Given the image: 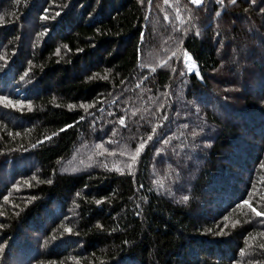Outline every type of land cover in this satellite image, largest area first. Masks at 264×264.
<instances>
[{"label":"trees","instance_id":"obj_1","mask_svg":"<svg viewBox=\"0 0 264 264\" xmlns=\"http://www.w3.org/2000/svg\"><path fill=\"white\" fill-rule=\"evenodd\" d=\"M248 204L264 0H0V264H264Z\"/></svg>","mask_w":264,"mask_h":264},{"label":"snow or ice","instance_id":"obj_2","mask_svg":"<svg viewBox=\"0 0 264 264\" xmlns=\"http://www.w3.org/2000/svg\"><path fill=\"white\" fill-rule=\"evenodd\" d=\"M142 2H143V0H142ZM148 2L151 3V0H148ZM167 2H168V0H165V3H167ZM218 2L221 3V4H223L224 0H218ZM230 2H231L232 4H235V3L237 2V0H230ZM253 2H254V0H253ZM190 3L199 6V5L202 3V0H190ZM56 15H59V13H56ZM44 18L47 19L48 17H44ZM57 54H59V49H57ZM173 55H175V53H173ZM187 62L189 63V72H190V71H191V57H188V58H187ZM184 74H185L184 72H181V73H180V75H184ZM197 75H199V73H197ZM25 76H27V73H25ZM105 78H107V77H105ZM7 103H8V104H11L12 102L9 100V101H7ZM29 107H30V106H29ZM119 123H120L121 125H124V123H125L124 119H120ZM71 126H72V125H69V126H67V127H71ZM66 130H67L66 128L61 129V131H66ZM148 139L151 140L152 137L149 136ZM143 146H144V145L141 144V145H140V148L142 149ZM138 154H139V151H137V155H138ZM135 158H136V157L133 156V157H132V160L135 161ZM129 167H131V165H129ZM187 199H188L187 196H184V197H183V200H184V201H187ZM100 202H101V201H98V203H100ZM245 203L247 204L248 202H245ZM248 207L251 208L252 212H254V214H255L256 216H258V217H260V216H264V212L257 211L256 208H254V207L251 206V204H248ZM67 231L70 232L71 229H67Z\"/></svg>","mask_w":264,"mask_h":264},{"label":"rangeland","instance_id":"obj_3","mask_svg":"<svg viewBox=\"0 0 264 264\" xmlns=\"http://www.w3.org/2000/svg\"><path fill=\"white\" fill-rule=\"evenodd\" d=\"M188 57L189 56L187 55V56H185V59H184L188 73H197V68H196L195 64L192 62V60H191V71L189 72V63L187 62Z\"/></svg>","mask_w":264,"mask_h":264}]
</instances>
